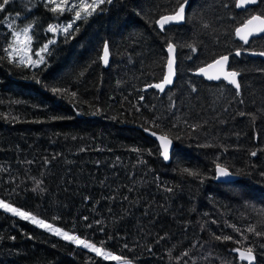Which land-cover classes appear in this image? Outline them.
I'll return each instance as SVG.
<instances>
[{
    "label": "trees",
    "instance_id": "1",
    "mask_svg": "<svg viewBox=\"0 0 264 264\" xmlns=\"http://www.w3.org/2000/svg\"><path fill=\"white\" fill-rule=\"evenodd\" d=\"M234 2L113 0L73 19L71 35L60 26L72 13L46 0L0 11V200L120 257L0 208V264H246L233 249L248 248L264 264V237L248 231L264 232V60L253 55L264 34L245 45L233 36L264 0ZM181 4L182 22L159 30L155 20ZM29 25L30 51L48 49L43 63L17 66L8 48ZM168 43L175 78L158 92ZM222 55L239 95L192 73ZM142 129L170 139L167 163ZM217 164L236 179L215 182Z\"/></svg>",
    "mask_w": 264,
    "mask_h": 264
},
{
    "label": "snow or ice",
    "instance_id": "2",
    "mask_svg": "<svg viewBox=\"0 0 264 264\" xmlns=\"http://www.w3.org/2000/svg\"><path fill=\"white\" fill-rule=\"evenodd\" d=\"M105 2L112 3L113 0H93V3H91V4L85 3L84 0H81L80 4L78 6H73L72 8H69V9H65L62 5H56L55 7H52L50 10L53 12H56L57 10H59L61 12L65 11V10L75 11V19L79 20V19H85L87 16H91L93 14V12H95L97 10V8H99V6ZM9 3H10V0H3V2L0 3V11H3L5 9V6L8 5ZM49 3H54V0H49ZM67 3H68V0H64V4H67ZM255 3H257V0H238L236 6L237 7H243L246 4H255ZM184 7H185V5L181 4L179 11L175 12L173 15H162L160 17V19L156 21V23L159 24L160 27L163 29L164 25L170 21L183 20L184 19ZM76 8H79L80 10H76ZM82 12L84 13L83 16H82ZM262 17H264V13H262L259 16L252 17V19L249 20L248 23L245 25L244 29H241V28L236 29V33L240 37L241 40H243L245 43H248L249 42L248 36L252 35L253 32L264 33V18H262ZM253 21H259V25L255 26L253 28H249L250 25H253ZM74 23H75V21H73L67 27H65L63 29V31L65 32L66 35H71V32L69 30L73 28ZM31 27L32 26L29 25L28 27H26L23 30L25 35L29 32ZM245 29H247V31H245ZM47 30L49 32H54L56 29L54 28V26L49 25ZM13 35H19V34L13 33ZM29 39H31V38L29 37ZM188 47L191 48L192 46L188 45ZM47 49H48V45H44V47L41 48L39 52L35 53V55L37 57H39V61H33V60L29 59L27 64H25V62L23 60H21V61H19L17 66L35 67L38 62L43 63L44 58L41 55V53L47 51ZM5 51L7 52V49H5ZM192 51H196V49L192 48ZM167 52H168V60H167L168 74H166L164 76L162 83L151 85V87L158 88L161 91L164 90L165 85L171 84L173 82L172 77H173L174 63H175V58H174L175 46L173 43H168ZM237 55H240L239 51L237 52ZM259 55L264 56V52H260ZM8 56H9V62H14L12 60L11 53H9ZM108 57H109V46L106 42L104 45V55H103V60H104L105 64L108 63ZM228 59H229L228 56H221L219 59H216L214 61V64L210 65V67L218 66L220 74H222L223 78L225 80H228L229 83L235 85V87L237 89V95H239L240 84L237 81L238 73L235 71H230V72L225 71V64L228 61ZM200 71L204 72V69H201ZM219 78H220V75L208 76V79H210V80L219 79ZM37 82L39 83V81H37ZM193 90H195V89H193ZM51 91L53 92V94H56V93H62L63 91H66V90L54 87L51 89ZM72 95L75 96L76 94L72 93ZM241 115H243V113H241ZM157 127H159V125H157ZM153 135H155V133H153ZM158 139L161 141V147L163 148L162 155H163L165 160H168L169 159L168 146L171 143V141L168 139L167 135L159 136ZM134 151H136V149H134ZM252 155L255 156L256 153L253 152ZM45 163H47V161H45ZM184 171L188 172L190 175H196V173L191 172L189 169H184ZM216 171H217L218 176H228L229 175V172L227 171V169L222 167L220 164L216 165ZM41 191H43V189H41ZM0 208H3L5 211L11 212L12 214H14L16 216H19L22 219L30 220L32 223L38 225L39 227L45 228L49 232H51L57 236H62L65 240L71 241L77 245H82L84 248L95 252L96 255L104 254L106 257L108 255H110L109 253H102L101 249L97 248L94 244L89 243L86 240H81L79 237H77L75 235H70L68 232H64L60 228L54 227L52 224L46 223L43 219H38L36 216H34L28 212L21 211L18 208L12 207L10 204L5 203L3 200H0ZM85 219H87V218H85ZM97 223H99V222H97ZM89 227H91V225H89ZM236 230L239 231V229H236ZM248 231L254 233L258 237H264V232L256 231V229L254 227H249ZM215 238L217 240H221V239L231 240L232 239V237H230V236H224V237L216 236ZM245 239H247V237H245ZM233 251L239 252L240 258L242 260H247V261H249V264H252V261L254 260L252 248H248L246 251H242L240 249H233ZM184 255H187V253H185ZM112 259L119 260L120 257L113 256ZM123 264H128V261H124Z\"/></svg>",
    "mask_w": 264,
    "mask_h": 264
},
{
    "label": "water",
    "instance_id": "3",
    "mask_svg": "<svg viewBox=\"0 0 264 264\" xmlns=\"http://www.w3.org/2000/svg\"><path fill=\"white\" fill-rule=\"evenodd\" d=\"M237 2H238V0H235V2H234V7H235L236 10H243V9L249 7V6L254 5V4H246V5H244L243 7H237V6H236ZM179 10H180V8L177 9L175 12H177V11H179ZM175 12H174V13H175ZM174 13L166 14V15H173ZM161 16H162V15H161ZM161 16H160V17H161ZM254 16H259V15H257V14H251V15L248 16V17H247V18H246V19H245L240 25L236 26V27L234 28V30H233V36H234V38H235L237 41H239L242 45H245L246 43H245L243 40H241L240 37L237 35V33H236V29H237V28L244 29V28H245V25L248 23V21L251 20L252 17H254ZM160 17H158V18L155 20V25L157 26V28H158L159 30H161L162 28L160 27L159 24L156 23V21L159 20ZM262 18H263V17H262ZM181 22H182V20H180V21H170V22H168L167 24H165L164 26H166V25H170V24H179V23H181ZM258 25H259V21H253V25H250L249 28H253V27L258 26ZM245 31H247V29H245ZM262 34H264V33H256V32H253L252 35H249V36H248V41H249L250 38L258 37V36H260V35H262ZM167 47H168V44H167V45L165 46V48H164V52H165V61H164V65H163V73H162L161 79H160L158 82H156V83H154V84H152V85L162 83V82H163V79H164V76H165L166 74H168V67H167L168 52H167ZM259 53H260V52H254L253 55H254V56H258V57H260L262 60H264V56L259 55ZM103 55H104V53H103ZM222 56H226V55H222ZM220 57H221V56H219V57L213 59L212 61L206 63V64L203 65V66H200V67L196 68V69L192 72L193 75H195V76H197V77H201V78H203V79L206 80V81H217V80L225 81L227 84L232 85L233 88H234L235 90H237L236 87H235V85L229 83L228 80H225V79L223 78V75L220 74V72H219V67H218V66L210 67V65H213V64H214V61H215L216 59H219ZM174 58H175V52H174ZM104 63H105V62H104V60H103V64H104ZM227 63H228V61H227L226 64H225V71H229V72H230V70L227 69ZM201 69H204V72H201V71H200ZM210 75H220V78H219V79H212V80H210V79H208V76H210ZM174 78H175V63H174V71H173V77H172V80H174ZM171 84H172V83H171ZM171 84L165 85V86H164V89H165L166 87H169ZM150 86H151V85H150ZM151 88L154 89V90H156V91H158V92H161V90L158 89V88H155V87H151ZM142 132H143L146 136H148L149 138H151V139L156 143L157 148H158V155H159L160 159H161L163 162L167 163V162L169 161V159H168V160H165V159H164V157H163V155H162L163 148L161 147V141L158 139L159 136H163V135H161V134H157V133H155V135H153L154 132L149 131V130H146V129H142ZM168 139H169V138H168ZM169 140H170V139H169ZM171 146H172V145H171V143H170L169 146H168V155L170 154ZM227 171H228V170H227ZM228 172H229V171H228ZM213 178H214V181H215V182H226V181H232V180L236 179V176L233 175V174H231L230 172H229V175H228V176H218V175H217V171H216V166H215V167H214V177H213ZM237 258H238V260H240V261H242V262H244V263H246V264H249V261H247V260H242V259L240 258V254H239V253H237ZM252 262H253V261H252Z\"/></svg>",
    "mask_w": 264,
    "mask_h": 264
},
{
    "label": "rangeland",
    "instance_id": "4",
    "mask_svg": "<svg viewBox=\"0 0 264 264\" xmlns=\"http://www.w3.org/2000/svg\"><path fill=\"white\" fill-rule=\"evenodd\" d=\"M46 1L49 3V0H46ZM80 2H81V0H68V3L67 4H64V0H54V3H49V4L52 7H55L56 5H62L66 9H69V8H72L73 6H78L80 4ZM84 2L85 3H88V4H91V3H93V0H84ZM76 10H80V9L79 8H76ZM68 11H70V10H68ZM70 12L72 13V21H73V19H75V11H70ZM83 14L84 13L82 12V15ZM72 21H70L69 23H67L66 26H60V29L63 28V27H67ZM16 33L19 34V35H14L13 36L12 42L9 45V48H8V54L11 53L12 58H14L16 61L19 62V61L23 60L26 64H27V62H28L29 59H31L33 61H39V57H37L35 55V53L38 52V51H35V52H31L30 51V44H29L28 34L25 35L24 32H23V30H21L19 32H16ZM1 209H3V208H1ZM28 221L31 222L30 220H28ZM36 226H38V225H36ZM42 229H44L45 231L49 232L45 228H42ZM58 237L63 238L62 236H58ZM69 242H71V241H69ZM71 243H73V242H71ZM73 244H75V243H73ZM80 246H82V245H80ZM91 252H93V251H91ZM93 253H95V252H93ZM99 256H101L102 258H112V255L111 254L108 255L107 257L104 254H101ZM116 263L117 264H123V262H121V261H117Z\"/></svg>",
    "mask_w": 264,
    "mask_h": 264
},
{
    "label": "flooded vegetation",
    "instance_id": "5",
    "mask_svg": "<svg viewBox=\"0 0 264 264\" xmlns=\"http://www.w3.org/2000/svg\"><path fill=\"white\" fill-rule=\"evenodd\" d=\"M250 16V15H249Z\"/></svg>",
    "mask_w": 264,
    "mask_h": 264
}]
</instances>
